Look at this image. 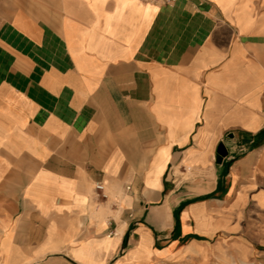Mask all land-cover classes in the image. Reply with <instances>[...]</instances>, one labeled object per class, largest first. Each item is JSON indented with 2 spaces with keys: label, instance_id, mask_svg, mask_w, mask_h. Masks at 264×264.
<instances>
[{
  "label": "crops",
  "instance_id": "crops-1",
  "mask_svg": "<svg viewBox=\"0 0 264 264\" xmlns=\"http://www.w3.org/2000/svg\"><path fill=\"white\" fill-rule=\"evenodd\" d=\"M39 233L264 264V0H0V259Z\"/></svg>",
  "mask_w": 264,
  "mask_h": 264
},
{
  "label": "rangeland",
  "instance_id": "rangeland-1",
  "mask_svg": "<svg viewBox=\"0 0 264 264\" xmlns=\"http://www.w3.org/2000/svg\"><path fill=\"white\" fill-rule=\"evenodd\" d=\"M254 181L256 183L255 175H253ZM256 185V184H254ZM95 225V223H91ZM36 234V233H35ZM250 242L257 241V237H260V241L264 243V233H248ZM33 233H30V238L26 239L29 240V248L31 249L32 245V237ZM50 233H39V241H40V252L39 253H25L21 255L23 260H13L7 261V264H84L73 257L72 254V244L70 241H74L79 245L83 242H90L96 243L99 242L104 237H108L114 241L116 240L118 233H53L54 240H63L64 242L61 243L58 249H45L46 242L48 241ZM50 235V236H51ZM34 241H37L35 236ZM94 246L91 247L93 252L97 253L98 250ZM158 247V245H156ZM110 252L103 256L104 263L103 264H116L120 259L125 255L122 253V250L117 252L115 251L114 245L112 246ZM210 248L213 252L209 253L208 257L202 258L200 256H178L171 260L164 259L159 264H254V261L250 258L245 256L244 258L236 251V247L231 244L230 242H224V244H214V246H209L207 249ZM5 260L0 259V264H5Z\"/></svg>",
  "mask_w": 264,
  "mask_h": 264
},
{
  "label": "bare ground",
  "instance_id": "bare-ground-1",
  "mask_svg": "<svg viewBox=\"0 0 264 264\" xmlns=\"http://www.w3.org/2000/svg\"><path fill=\"white\" fill-rule=\"evenodd\" d=\"M51 234L53 233H50V235ZM50 235L45 244V249H58L59 245L64 241L61 239L54 240L53 236ZM70 242L72 244L71 251L73 257L84 264H103L105 260L103 256L107 255L111 249H114L112 248L114 245L113 240L108 237H104L99 242L93 243L95 244L96 250H98L97 253L93 252L91 247L94 245L90 242H83L79 245H77L74 241ZM152 245V238L147 235H142L141 240L137 242L136 247L129 251L127 255L116 264H159L164 259L171 260L176 257L172 249L158 252L152 248ZM4 250L6 251L7 248H4ZM211 252L213 251L210 248L207 249L200 246H191L188 247L181 256L185 257L189 254L190 256H200L202 258H206ZM242 257L244 258L245 255L243 254ZM5 264H7V260Z\"/></svg>",
  "mask_w": 264,
  "mask_h": 264
},
{
  "label": "built area",
  "instance_id": "built-area-1",
  "mask_svg": "<svg viewBox=\"0 0 264 264\" xmlns=\"http://www.w3.org/2000/svg\"><path fill=\"white\" fill-rule=\"evenodd\" d=\"M145 3H153V4H158L162 6H167V5H172L173 3L176 2V0H142ZM95 189L97 191H100V195L102 198H106V195L104 193V186L101 183H96Z\"/></svg>",
  "mask_w": 264,
  "mask_h": 264
},
{
  "label": "water",
  "instance_id": "water-1",
  "mask_svg": "<svg viewBox=\"0 0 264 264\" xmlns=\"http://www.w3.org/2000/svg\"><path fill=\"white\" fill-rule=\"evenodd\" d=\"M228 156V151L224 144H220L217 151V163L221 164L223 159H225Z\"/></svg>",
  "mask_w": 264,
  "mask_h": 264
},
{
  "label": "trees",
  "instance_id": "trees-1",
  "mask_svg": "<svg viewBox=\"0 0 264 264\" xmlns=\"http://www.w3.org/2000/svg\"><path fill=\"white\" fill-rule=\"evenodd\" d=\"M126 238H127V236H126ZM123 248H124V249L126 248V245H125V243H124V246H123Z\"/></svg>",
  "mask_w": 264,
  "mask_h": 264
}]
</instances>
